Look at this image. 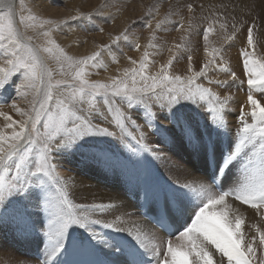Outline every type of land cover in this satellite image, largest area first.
Segmentation results:
<instances>
[{
    "label": "snow or ice",
    "instance_id": "6c2138e0",
    "mask_svg": "<svg viewBox=\"0 0 264 264\" xmlns=\"http://www.w3.org/2000/svg\"><path fill=\"white\" fill-rule=\"evenodd\" d=\"M157 14L150 8L143 27L152 29ZM172 15L157 21L156 29ZM69 19L95 24L91 13ZM194 20L187 28L193 40L185 36L188 43L175 47L187 49L197 36L202 39L209 59L199 70L189 55V75L170 74L175 57L146 74L145 51L139 62L127 57L139 68H125L104 82L90 80L88 69L107 70L105 55L119 63L121 41L139 51L131 25L110 44L77 58L54 38L70 28L68 20L43 18L26 0H0V55L5 58L0 92L19 77L16 97L0 104V117L8 122L0 128V231L42 243L35 258L2 264H264V230L252 223L256 235L247 239L243 230L249 209L264 220V56L257 58L258 29L252 22L242 33L246 46L237 47L246 77L241 79L226 66L228 49L208 51L209 34L217 23L227 31V19L217 17L199 32ZM243 26L233 17L225 40H238ZM184 28L181 19L175 30ZM29 29L35 36L27 35ZM148 47L160 50L154 43ZM212 71L227 74L235 84L213 79ZM245 83L250 110L241 103L237 112L231 89ZM177 151L206 159L210 170L195 174L176 158ZM73 160L118 181L125 194L114 192L107 203L98 202L96 185L71 167Z\"/></svg>",
    "mask_w": 264,
    "mask_h": 264
},
{
    "label": "rangeland",
    "instance_id": "374dc122",
    "mask_svg": "<svg viewBox=\"0 0 264 264\" xmlns=\"http://www.w3.org/2000/svg\"><path fill=\"white\" fill-rule=\"evenodd\" d=\"M26 3L29 7H32L34 11L42 15L43 18L53 17L54 20L57 21H69L71 30L68 26H65L63 31L54 34V38L70 55L77 58L91 55L92 47L97 48L98 45L110 44L112 38L119 35L126 26L131 25L132 28L136 29L134 35L139 37V51L133 50V46L130 42L125 43L121 41L120 48L122 49V53H118L119 63L112 62L111 58L105 55L103 63L107 66V70H104L103 67L99 69H88V71L92 73L88 77L90 80L107 82L109 77L120 75L125 68H139V63H137V65H132L127 57H132L139 62L145 51L149 53L146 74H155L160 70L161 65H167V61L175 57L170 69V74L181 76L189 75L187 59L189 55L192 56V65L194 69L199 70L203 63L209 59L202 39L197 36L195 38V43L187 49L183 47L177 49L175 47V45H184L188 43V41L183 39L185 36H188L189 41L193 40V35L187 31L188 20L192 17L195 18L194 22L200 25L197 32L202 31L209 22L215 20L217 17L227 19L229 23L227 31L220 30L217 23L215 33L209 34L208 51H211L212 48L215 47L228 49L225 55V60L227 61L226 66L235 71L241 79H246V77L244 76L241 63L238 61L237 47L246 46L243 41L242 33L252 22H255L258 29V31H254V41L258 42L257 58L264 56V0H54L55 4L53 0H36L35 4L32 3V0H26ZM113 4L116 6H111ZM105 5H109V7L105 8ZM188 5L192 6V12L188 11ZM150 8L153 10L154 14L157 12L158 14L155 20L152 21V29H147L143 27V21L148 19ZM97 11H100L102 14L96 15ZM170 11L173 15L170 17L169 22L162 25L161 29H156V22L163 20ZM77 12L91 13L95 24L93 25L89 22L81 23L79 20H70L69 18L76 15ZM19 14V11H17V18ZM25 15H27L26 12ZM205 17L208 19H205ZM233 17L236 18L238 24L244 22V26L240 29V32L237 33L238 40L228 42L224 37L228 32H231ZM181 19H183L185 28L175 30L176 25ZM19 27L21 31H24L23 25H19ZM97 27L103 28L104 30L102 32L98 31L96 30ZM164 29H168V31L165 32ZM27 35L35 36V33L29 29ZM153 36L156 37L154 41L152 40ZM36 42L43 43L42 40H37ZM150 43L159 46V52H157L156 49L148 47ZM113 47H115V45H113ZM169 49H171V51H169ZM80 50H84V54H81ZM4 59L5 58L0 55V66L4 65ZM49 66L52 67L53 70H56L54 61L49 60ZM209 76L213 79H227L230 84H235V82L229 79L227 74L222 72L212 71L209 73ZM13 80L14 83L12 85H9L5 91L0 92V104H10L16 97L15 83H18L19 77H14ZM246 89V83L241 87L234 86L231 89L237 102V112L239 111V105L241 103L244 105V111L250 110V105H248L246 101ZM258 96L259 94H257V97ZM262 104H264V101H262ZM20 106L22 108L26 107V102L20 101ZM3 111L12 116L14 120H19V116L12 109L4 107ZM249 122H251L250 118ZM7 123L8 122L3 117H0V128H5ZM231 123L238 124L239 122L232 119ZM10 132L11 129H5L6 134ZM175 154H178L180 160L197 175L205 174L206 168H209L208 162L204 158L194 160L181 151H177ZM65 175H74V173L65 172ZM103 178L105 181L107 180L105 177ZM105 187L107 188L105 182L99 186L101 191L105 190ZM242 210L244 209L242 208ZM246 212L249 216V220H245L249 225L247 235H256L255 229L250 228L252 223L258 224L264 230V220H261L260 217L255 214L254 210L249 209ZM37 243L38 240H18L7 230H3L0 232V257H10L21 260L34 258V255L39 250V247H36ZM5 245H7L8 248L4 247ZM4 260L6 259L4 258Z\"/></svg>",
    "mask_w": 264,
    "mask_h": 264
},
{
    "label": "bare ground",
    "instance_id": "6f19581e",
    "mask_svg": "<svg viewBox=\"0 0 264 264\" xmlns=\"http://www.w3.org/2000/svg\"><path fill=\"white\" fill-rule=\"evenodd\" d=\"M47 12H50V11H47ZM46 18H53V17H46ZM54 19V18H53ZM129 23V22H128ZM57 33V32H56ZM55 34V33H54ZM143 46V45H142ZM94 48V49H93ZM81 49V48H80ZM92 50V52L93 51H95L97 48L96 47H92L91 48ZM86 50V49H85ZM78 51V50H77ZM81 51V50H80ZM84 51V50H83ZM83 51H81V54H84L83 53ZM87 53V52H86ZM85 53V54H86ZM175 156H176V158H178V159H180L179 158V156H178V154H175ZM70 165H71V167L72 168H74L76 171H77V173L80 175V176H82L85 180H86V182L88 183V184H93V185H96V187L93 189V192H94V194H95V197L98 199V202H105V203H107L108 202V197H109V195L111 194V193H114V192H119V193H121L122 195L123 194H125L124 193V188H123V186L121 185V184H119V182L118 181H116V180H106L105 181V179L98 173V172H96V171H94V170H92V169H85V168H80L79 167V165H78V162L77 161H75V160H73V161H71L70 162ZM210 169L209 168H206V173L209 171ZM164 174L166 175V173H164V170L163 169H161L160 170V175H161V177H163V178H165L166 179V177H164ZM103 182H105L106 183V185H107V188L105 187V190H103V191H101L100 189L102 188V186H101V188H99V186H100V184H103ZM108 183H111V184H108ZM107 189V190H106ZM85 195H87V197H88V200H91V199H93V196L92 195H89V194H87V193H85ZM75 199H77V202H80V196L79 195H77L76 197H75ZM242 211H244V210H242ZM245 217H246V219L245 220H249L248 219V213L247 212H245ZM264 225V224H263ZM262 226V225H261ZM244 228H243V230L245 231V233H246V239H247V232H248V227H249V225H248V223H246L245 222V224H244V226H243ZM262 230H263V228H262ZM251 231V230H250ZM1 232V231H0ZM252 234V233H251ZM258 239V238H257ZM4 247H7V245H5ZM36 247L38 248L39 247V250H40V248L42 247V243L38 240V243H37V245H36ZM8 248V247H7ZM39 250L37 251V253L34 255L35 257L39 254ZM12 251H16V250H12ZM11 253V252H10ZM6 256V255H5ZM8 256V255H7ZM34 257V258H35ZM4 258L5 259H7V258H10V257H0V264H2V261L4 260ZM24 259H26V258H24Z\"/></svg>",
    "mask_w": 264,
    "mask_h": 264
}]
</instances>
